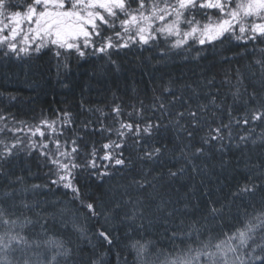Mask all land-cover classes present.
Masks as SVG:
<instances>
[{"label": "snow or ice", "instance_id": "obj_1", "mask_svg": "<svg viewBox=\"0 0 264 264\" xmlns=\"http://www.w3.org/2000/svg\"><path fill=\"white\" fill-rule=\"evenodd\" d=\"M24 24H27V32L23 38L25 46H21L17 36L23 31ZM184 25L186 27H182ZM181 33L183 38L176 40L172 47H180L190 37H199L201 45L216 40L223 43L230 38L246 45L251 43L254 59L248 68L253 78L256 69L259 70L262 85L261 92L253 88L249 93L244 87L245 77L240 69H237L235 83L226 74L222 84L234 89L230 91L233 101H242L245 110L240 118L234 117L230 110L229 122L221 121L215 126L206 119L205 113L216 115L212 109L221 107L217 103L218 97H209L207 103H198L195 108L185 100L183 109L172 107L181 99L175 93L172 100L155 97L157 103L149 106L153 117L156 120L170 117L168 123L174 130L186 134L177 136L179 156L187 164H192L195 172L194 159L205 154L206 145L215 147L213 142L231 139L233 121L236 125L247 126V135H240V143H247L256 133L257 127H260V132L252 139V143L255 144L257 140L264 143V47H256L264 45V0H0V50L5 57H20L22 53L27 55L31 48L29 34H32V39L49 38L50 44L56 48L54 55L57 57L64 54L60 49L68 50L69 54L74 49L77 55L85 57L89 55L86 49L91 47V54H103L110 58L112 49L127 48L130 42L145 45L157 39L158 35L174 36ZM80 37L83 38L82 44L69 42ZM42 46L37 44L35 51L39 52ZM257 51L259 56H255ZM208 83L213 81L209 80ZM186 87L191 88V85ZM169 90L167 87L164 89L165 92ZM192 92L193 95L197 94L195 89ZM157 109L160 110L159 117H155ZM98 111L104 117L99 120L98 131L107 132L109 139L100 148L93 144L91 150L85 153L83 162L79 159L81 138L75 133L69 138L63 131L72 123L71 114L67 112L59 121L47 118L39 124L21 121L29 133L26 139L16 137L10 143L0 139V161H7L17 155L18 150H27L29 154L38 151L44 158L43 164L48 167L50 183L71 191V201L87 209L85 214L75 205H66L59 209L57 216L43 209L37 210L38 205L26 200L17 201L18 190L9 186L10 190L0 193V264H104L102 257L93 256L89 260L87 255H79L86 253L81 241L87 239L91 244L86 234L88 230L79 222V216L88 219V214L94 218L101 213L97 210V203L91 201L78 186L77 170L90 168L92 172L89 175L101 178L111 176L113 169L130 167L132 160L124 155L128 134L134 137L133 145L139 146L145 136L151 137L157 128L167 125L157 124L146 116L143 101L140 108L134 106L133 112L128 113L129 118L136 117L131 123L122 119L124 112L120 104L112 108L111 124L106 123L109 119L107 114L102 109ZM0 119L6 120L4 117ZM57 123L60 129L55 127ZM20 130L6 126L0 128V134L11 132L15 136ZM197 130L203 132L199 136V143L195 142ZM112 134L118 139H111ZM37 135L40 139L33 140L32 137ZM61 137H64L63 142ZM163 151L162 147L155 145L144 147L143 153H138V158L153 161L161 157ZM256 167L258 174H249L245 182L238 184L237 190L232 193L233 197L241 201L245 198L250 201L240 205L242 211L238 209L234 225L226 229L221 223L220 227H215L218 221L224 220L225 214L223 206L216 207L214 202H210L199 220L193 217L186 222L181 217L179 224L165 227L170 247L158 240L145 238L147 229L144 221L151 225L152 219L143 212L144 204L139 197L131 201V215L126 214L125 218L131 222L128 227L137 234L127 237L125 250L128 256L123 264H128L129 256L132 264H264V164ZM183 171V166L177 171L170 169L169 176L175 177ZM17 180L22 182V178L17 177ZM131 183L138 190L146 189V186L156 187L153 180L148 179L147 171ZM40 187L32 186L33 189ZM257 193L261 194L258 203ZM116 207H120L119 203ZM157 211L164 214L166 225L171 224L168 218L176 214V210H169L166 203L157 205ZM29 212L33 216H29ZM49 218L53 223H48ZM137 220L141 222L136 224ZM97 235L109 246H115L111 232L101 229ZM165 248L166 253L163 251ZM74 256L78 259H73Z\"/></svg>", "mask_w": 264, "mask_h": 264}, {"label": "trees", "instance_id": "obj_2", "mask_svg": "<svg viewBox=\"0 0 264 264\" xmlns=\"http://www.w3.org/2000/svg\"><path fill=\"white\" fill-rule=\"evenodd\" d=\"M198 39L188 38L180 47H172L176 40H180L179 37L158 35L157 39L145 45L130 42L127 48L112 49L110 58L103 54H91V47L86 49L89 55L85 57L77 55L74 49L71 54L66 49H60L64 54L57 57L54 55L56 48L50 42L43 44L39 52L35 51V47L29 48L28 54L22 53L20 57H5L0 50V117L6 118L0 119V128L9 126L21 129L15 136L11 132H4L0 134V139L9 143L16 137L26 139L29 133L21 121L27 124H39L44 118L59 121L67 112L71 114L72 123L63 131L69 138L74 133L81 138L79 159L83 162L85 153L91 150L93 144L100 148L109 139L107 132L98 131L99 120L104 119L98 109L107 114L109 119L106 123L111 124L112 108L120 104L124 112L122 119L131 123L136 117L129 118L128 113L133 112L134 106L140 108L143 101L145 115L157 124L167 125L157 128L151 137L145 136L139 146L133 145L134 137L128 134L124 155L132 160L130 167L113 169L111 176L101 178L89 175L92 172L90 168L77 170L78 186L91 201L97 203V210L101 213L94 218L88 214V219L79 216V222L88 230L86 234L91 240V244L87 239L80 242L86 249V253H80V256L87 255L89 260L93 256L102 257L104 264H123L128 256L125 250L127 237L137 234L128 227L131 222L125 216L131 215V201L137 197L144 204L143 212L152 219L151 225L144 221L147 229L145 238L158 240L168 247L170 244L164 229L179 224L181 217L186 222L193 217L199 220L204 208L214 202L216 207L223 206L225 214L224 220L218 221L215 227H220L222 223L227 229L236 223L234 217L238 209L242 211L240 205L250 203L247 198L241 201L233 197L232 193L249 174H258L257 165L264 164V143L259 140L252 143L260 127L247 143H240V135H247V126L236 125L233 121L231 139L213 142L215 147L206 145L205 154L194 159L197 170L193 172V165L187 164L179 156L177 136L186 134L174 130L168 123L170 117L156 120L150 111L149 106L157 103L155 97H164L167 101L172 100L175 93L181 99L172 107L183 109L185 100L195 108L198 103H207L209 97L215 96L221 107L212 109L215 116L205 113L213 126L221 121L228 123L230 110L234 117L240 118L244 114V103L234 102L230 95L234 89L222 84L226 74L235 83L237 69L244 73V87L249 93L253 88L261 92L259 70L256 69L253 78L248 68L254 59L251 43L246 45L230 38L223 43L216 40L201 45ZM78 42L82 44L83 40ZM259 55L257 51L255 56ZM209 80L213 83L209 84ZM187 85H191V88ZM165 87L170 90L165 92ZM192 89L196 90V95H193ZM159 115L160 110L157 109L155 117ZM116 126L119 127L118 124ZM55 127L60 129L61 126L57 123ZM202 134L197 130L196 143H199ZM110 138L118 139L115 134ZM32 139L39 140L40 137L37 135ZM63 140L64 137H61ZM153 145L162 147L163 155L153 161L140 160L138 153L142 154L144 147ZM43 159L38 151L29 154L27 150H18L17 155L0 161V193L10 190V187L15 188L19 192L17 201L26 200L38 205L37 210L43 209L57 216L59 209L66 205H75L81 213L87 214V209L71 201V191L50 183L48 167L43 164ZM181 166L184 167L183 172H178L175 177L169 176L170 169L177 171ZM145 171L156 187L146 186V189L138 190L131 181L140 179ZM17 177L22 178V182ZM33 185L41 187L33 189ZM65 192L67 195H64ZM260 198L261 194L257 193V203ZM117 203L120 205L118 208ZM165 203L169 210H176L175 217L168 218L171 221L168 225L164 214L157 211V205ZM28 215L33 216V213L29 212ZM140 222L137 220L135 223ZM48 223H53L51 218ZM101 229L111 232L115 246H109L103 238L98 237L97 232ZM163 251L166 253L167 248ZM73 259L78 257L74 256ZM128 264H132L130 256Z\"/></svg>", "mask_w": 264, "mask_h": 264}, {"label": "rangeland", "instance_id": "obj_3", "mask_svg": "<svg viewBox=\"0 0 264 264\" xmlns=\"http://www.w3.org/2000/svg\"><path fill=\"white\" fill-rule=\"evenodd\" d=\"M26 32H27V24H24L23 25V31L17 36V41L21 42V46H25L23 43V38H24V34ZM176 36L179 37L180 39L183 38L182 33H181V35H176ZM31 37H32V34H29L31 48L35 47L37 44H48L49 43V38H44L43 40H41L40 38L32 39ZM81 40H83L82 37L78 38V40L69 41V42L77 43L78 41H81Z\"/></svg>", "mask_w": 264, "mask_h": 264}, {"label": "flooded vegetation", "instance_id": "obj_4", "mask_svg": "<svg viewBox=\"0 0 264 264\" xmlns=\"http://www.w3.org/2000/svg\"><path fill=\"white\" fill-rule=\"evenodd\" d=\"M205 19H207V18L205 17Z\"/></svg>", "mask_w": 264, "mask_h": 264}]
</instances>
